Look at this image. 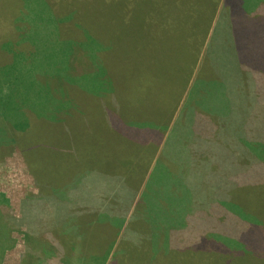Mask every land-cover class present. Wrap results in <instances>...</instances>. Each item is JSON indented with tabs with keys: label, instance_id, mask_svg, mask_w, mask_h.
<instances>
[{
	"label": "trees",
	"instance_id": "1",
	"mask_svg": "<svg viewBox=\"0 0 264 264\" xmlns=\"http://www.w3.org/2000/svg\"><path fill=\"white\" fill-rule=\"evenodd\" d=\"M151 1L155 7L160 2ZM142 2L131 0L132 5ZM45 3L49 13L59 19L62 13L79 8L68 2L67 10L59 12L62 5L51 0ZM111 3L109 0L103 6L96 2L97 14L112 19ZM196 3L188 1L181 16L174 10L166 12V36L153 40L149 55L143 52L146 46H130L135 51L127 55L131 62L123 68L102 64L95 78L107 76L112 82L102 96L83 90L86 78L71 76L69 58L75 48H88L92 63L97 56L108 58L111 54L105 55L96 45L105 38V23H116V19L103 22V30L97 16L94 24L91 16L80 13L81 19L76 15L73 21L76 26L64 25L67 21L61 20L63 24L55 23L51 35L46 33L53 44L49 47L53 55L49 76L55 77L60 91L65 92L52 102H56L52 120L48 111L28 110L21 112V119H12L16 123L11 122V138L4 146L20 145L27 134L61 126L70 134H79L71 143L73 156L31 148L23 154L26 166L36 180L68 171L86 177L83 181L73 178L47 195L22 202L18 223L27 229L34 222L54 224L53 236L45 237L48 244L44 250L36 253L40 249L34 248L23 256L22 264H72L76 245L82 254L88 252L90 240L103 222L101 197L115 195L114 190L120 193L126 183L140 189L143 177L159 161L171 171L169 183L176 176L184 177L182 186L190 193L192 206L175 209L177 221L171 222L172 229L165 234L161 226L165 223L166 229L168 221L137 216L133 222V204L123 216L116 210L107 212L111 223L120 216L121 221L114 224L115 229H122L115 242L118 256L110 264H264V0ZM17 4L19 15L5 19L9 27L0 37L7 77L14 76L9 66L14 72L23 62L22 49L37 45L24 35L29 29L20 28L27 25L20 17L23 8L29 13L28 3L17 0ZM63 29L67 31L61 33ZM107 31L113 35L112 30ZM21 38L29 39L20 43ZM110 40L118 49L123 47L113 37ZM172 40L184 42L176 54L157 48ZM179 54L185 58L183 63ZM133 60L149 63L137 65ZM6 81L13 84L16 79ZM92 86L87 90H93ZM46 94L48 107L52 95ZM64 102L71 104L66 110H71V117L58 110ZM129 109L136 124H124L126 133L112 115ZM105 115L112 119L102 118ZM84 123L92 125L91 130ZM116 132L122 135L119 141ZM136 199L141 201L137 195ZM161 204L165 216L166 204ZM46 253L52 256L46 257Z\"/></svg>",
	"mask_w": 264,
	"mask_h": 264
},
{
	"label": "rangeland",
	"instance_id": "2",
	"mask_svg": "<svg viewBox=\"0 0 264 264\" xmlns=\"http://www.w3.org/2000/svg\"><path fill=\"white\" fill-rule=\"evenodd\" d=\"M26 1L29 6V13H26L25 8H23L22 17H20V19L22 22L26 21L27 25H21L20 28L25 26L26 29H29L24 35H28L30 39L35 40L37 45L35 47L33 46V48L25 46L24 50L22 49L21 52L24 54L21 55L20 58L23 62H20L15 66L14 72H12L13 68L9 66L12 70L11 74L14 75H10V77L5 76V73L3 72L5 71V64H3L5 56L0 49L1 146L9 144L7 140L11 138L10 132L12 129V119H21L22 111L28 110L31 112L33 111L34 113L37 111L38 113V111L46 112L49 109V107H47L46 92L49 91L51 86V84H49V73H53V71L49 69V62L53 61V55H50L51 51L49 47L53 46V44H49L51 38L46 36V33L51 35V29H53L55 23L56 26L63 24L61 20L67 21L64 25H70V23L75 25L73 21L77 19L76 15L81 19L80 13H86L87 16H91L90 22L95 24L97 16L96 2H99V0H68L69 3H77L79 8L76 10L68 9L70 12L62 13V17L59 19V17L53 13V15L49 13V6L45 3L46 0ZM51 1L62 5L60 9H58L59 12L67 10L65 8L66 3H68L67 0ZM93 1L94 5H92ZM22 6H24V4ZM18 15L19 8L17 0H0V37L4 35L3 31L9 27V24H7V20L5 21V19H13ZM66 31V29H63L61 33H65ZM70 35H72V33ZM29 38H21L20 43H23ZM76 38L81 41L78 37ZM2 46L3 48L6 47V43L2 44ZM83 49L84 48L74 49L72 59L69 60V66L71 67L70 74L71 76H79L88 71L86 76L95 80L96 76L94 74L96 67L93 68L90 62H88V67L78 62L79 58L85 57L86 55L82 52ZM88 55L91 56L92 54L89 53ZM7 78H13L16 79V81L13 84H9L6 81ZM47 79H49V82ZM7 84L9 85L8 90L6 89ZM92 87L97 88L96 86ZM10 89L13 90L9 92ZM56 92L57 95L53 96L54 99L52 100H58L63 93H58V90ZM70 106V103L64 102L58 107V110L67 112L69 117H71V110L66 111L67 109L72 108ZM131 112L132 110L129 109L126 112L115 113L116 115H112L114 118L119 119V125L122 127L121 130L126 131L124 124L131 127H133V124H136L134 120L135 118L130 114ZM47 114H49V112H47ZM7 115L9 117H7ZM51 115L53 116V114ZM111 119L112 117H107V121H110ZM12 123L16 122L13 121ZM84 126H88L87 128L89 130L93 127L92 125L89 126L88 123H84ZM100 126L103 128L102 122L100 123ZM104 127H109V125L104 124ZM117 135H119V137L116 138V141L121 140L120 136L122 135L118 133ZM78 137L79 134H70L63 127L57 126L52 130L45 128L25 135V138L22 139L20 145L13 144L8 147H1L0 264H21L22 256L30 255L31 251H34V248L40 249L37 250L36 253L43 251L45 245L48 244V241L45 242V237H52L54 234V224L52 222L49 223L47 221L45 224L34 222L30 229H27V227L18 223V219L21 218L20 206L22 202L31 199L38 194L47 195L54 188L63 187L68 183L70 184V181H72L73 178L83 181L86 177L83 173L66 175L56 174L48 178L36 180L34 174L28 170L23 154L28 152V149L34 148V150L45 151L50 154L64 153L69 155L71 141ZM113 143L117 145L116 142ZM169 173H171V171L168 170L166 164L159 161L157 164H153L146 176L143 177L140 189L138 186H132V183H126L124 184L125 186L121 188L120 193L114 190L115 195L111 197H101V203L103 205L102 211H104V216H102L103 222L102 224L99 223V229L96 232L95 239L90 240L92 246H89L88 252L82 254L80 252V245L75 246L76 256L74 257V260H72L74 261L72 264H110L112 260H116L118 255L116 254L117 250L115 249V242L122 235V229H115L116 226L114 223H118L121 219L119 216L116 219L114 218L113 221L115 222L111 223L108 220L109 215H107V212L116 210L123 216L124 212H126L129 206L133 204V208L130 212L133 222L137 216H143L144 218L151 217L152 219L155 217L162 221H168L166 229L165 223L161 226L164 227L162 228L164 234L170 231L172 229L171 227L169 228L172 224L171 222L174 223L177 221V217L174 214L175 209L183 206H192V204L189 202L188 197L190 193L185 192L182 186L184 177L176 176L174 181L169 183ZM136 195L141 199L140 202H137ZM161 203L166 204L165 216L160 212V209L163 206ZM66 222L67 224L71 223L69 222V219ZM163 243L166 244L167 241L163 240ZM44 255L50 257V255L52 256V253H46Z\"/></svg>",
	"mask_w": 264,
	"mask_h": 264
},
{
	"label": "crops",
	"instance_id": "3",
	"mask_svg": "<svg viewBox=\"0 0 264 264\" xmlns=\"http://www.w3.org/2000/svg\"><path fill=\"white\" fill-rule=\"evenodd\" d=\"M99 1L103 6H107L109 4V0H99ZM142 1L144 3L142 2V4L136 3V5L135 4L132 5L131 0H112L111 5H113V12L111 16H112V19H116L117 24L114 22H112V24L105 23L106 30L103 27V22L110 21L112 19L106 16L104 13L99 14V15L97 14V19H98L97 22L100 25L102 24L101 26L103 27V30H105L106 32L105 33L102 32L104 33L103 37L105 38H103L101 43L96 46L100 51H106L104 53L105 55H109V54L111 55H109L108 58L97 56L96 63H92L90 62L89 55H88L90 50L87 48V49L82 50V52L86 54L85 57L79 58L78 62H80L81 64L87 67H88V62H90L93 68L96 67L95 72L96 71L99 72L100 71L99 67L104 63H108L109 66L116 65L117 67L123 68L124 64H129L131 62L130 57L128 56L129 58H127V55L131 52H134L135 51L134 49L137 46H140V47L146 46L147 48L143 52L149 55L150 48L153 49V47L155 46L153 45V40H155L156 42L157 38L159 39L162 36L163 37L166 36L163 33V27L165 25L164 18H165V15L167 14L166 13L167 11L170 12L174 10V12L178 16H181L183 15L184 5L187 4L188 1L191 5L196 3V0H188L186 2L185 0H171V2H169V0H160V2L158 3V6L155 7L151 0H142ZM196 5L198 4L196 3ZM169 7H174V9H168ZM103 11L107 13L106 10H103ZM135 17H138V18L135 19ZM195 17H198V15H196ZM107 30H112L113 35L111 36ZM112 37L118 42V44L123 46L121 49H118L117 44L114 43V40L113 42L110 40L112 39ZM113 43L115 44V46ZM130 46L135 47V48H132ZM183 46H184V42H182L181 40H172L170 44H165L163 46L159 45L157 48L163 49L165 52H168L170 50L175 51L174 53L176 54V51L183 48ZM179 47L180 49H177ZM179 57H180V61L183 63L185 58L180 54H179ZM71 59L72 58H69V60ZM136 60H133V63H136L137 65H140L139 63L144 64V62L147 64L149 63V61L138 62ZM87 73L88 71L85 74L79 75V77L84 76L83 78H86L85 81L82 82V84L85 86L83 87V90L85 92L87 93L93 92L95 93V95L102 96L104 95V92H103L104 89L109 90L112 87L111 85L112 82L107 78V76L97 77L95 78V80H92V78H89L86 76ZM49 79H50V82H49ZM49 79H47L49 84H51L49 88V97L50 95L56 96L57 95L56 91L58 90L59 91L58 93H60L61 92L60 90H62V87H60L59 85L60 82H58L55 77H50ZM84 82H87V83H84ZM92 85L98 86V87L90 91L87 90V89H90ZM52 96L50 98V103H48V107H49L48 116L51 120L53 119V116H54V112H55L54 110H55V104H56V102L55 104H52V102H54V100H52L54 99ZM62 96H63V93H62ZM51 114H53V116ZM84 115L87 120V116H86L87 114L85 113ZM106 117L107 115H105V117H102V118L106 119ZM56 127L57 126L53 128H56ZM53 128H48V129L52 130ZM96 137L98 136L96 135ZM69 155L73 156L72 144L70 146ZM68 173H71V172L70 171L65 172V175ZM48 177H51V176H48ZM20 212H21V206H20ZM31 253H33V251H31ZM21 264H22V260H21Z\"/></svg>",
	"mask_w": 264,
	"mask_h": 264
}]
</instances>
